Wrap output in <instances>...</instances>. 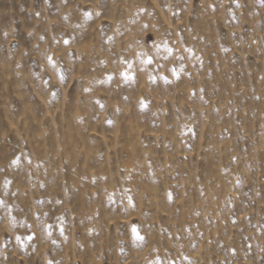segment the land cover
Returning <instances> with one entry per match:
<instances>
[{
	"label": "rangeland",
	"instance_id": "obj_1",
	"mask_svg": "<svg viewBox=\"0 0 264 264\" xmlns=\"http://www.w3.org/2000/svg\"><path fill=\"white\" fill-rule=\"evenodd\" d=\"M0 264H264V0H0Z\"/></svg>",
	"mask_w": 264,
	"mask_h": 264
},
{
	"label": "snow or ice",
	"instance_id": "obj_2",
	"mask_svg": "<svg viewBox=\"0 0 264 264\" xmlns=\"http://www.w3.org/2000/svg\"><path fill=\"white\" fill-rule=\"evenodd\" d=\"M86 16H87V14H86ZM65 43H67V41H65ZM165 51H167V52H171V50L170 49H168L167 48V46H165ZM50 63H51V60L49 61ZM145 64H151V59H146V60H144L143 61ZM129 67H130V65H129ZM122 75L124 76V78L127 80V79H130V77L129 76H127L126 74H123L122 73ZM61 79H62V77H61ZM13 163H16V161H13ZM131 232H132V235H133V237L135 238V239H137V240H142V237H140L139 235H138V229H137V227H136V225L135 224H133L132 226H131Z\"/></svg>",
	"mask_w": 264,
	"mask_h": 264
}]
</instances>
